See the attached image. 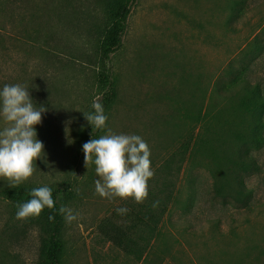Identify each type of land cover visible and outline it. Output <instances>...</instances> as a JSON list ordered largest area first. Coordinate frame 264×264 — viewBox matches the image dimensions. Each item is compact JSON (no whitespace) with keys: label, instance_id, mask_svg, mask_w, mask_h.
Wrapping results in <instances>:
<instances>
[{"label":"rangeland","instance_id":"rangeland-1","mask_svg":"<svg viewBox=\"0 0 264 264\" xmlns=\"http://www.w3.org/2000/svg\"><path fill=\"white\" fill-rule=\"evenodd\" d=\"M62 1L71 4L64 13L56 8L61 0L21 4L20 12L35 14L33 30L51 31L49 43L37 42L41 49L18 39L20 23L3 25L0 87L19 83L46 108L36 126L45 155L22 185L72 190L66 206L79 217L66 223L68 264H264V147L255 151L261 171L247 178L253 191L248 206L215 191V172L201 156L195 166L189 156L184 164L170 163L182 143L199 133L198 109L215 111L211 94L217 78L255 37L264 39V0H248L245 14L232 26L227 0H137L133 5L123 47L105 66L117 93L106 115L112 132L140 135L151 149L155 174L143 203L95 192L94 165L86 167L82 151L92 127L82 112L93 111L92 102L101 103L107 91L98 43L89 35L100 8L94 0ZM256 73L264 83V57ZM6 186L0 179V189ZM153 202H158L159 217L164 207L165 212L146 261L102 236L107 219L131 225L124 218ZM120 207L128 212L118 214ZM14 215L0 199V264H37L38 234L13 228ZM139 233L149 234L134 232ZM140 245L146 248L147 243L140 240Z\"/></svg>","mask_w":264,"mask_h":264},{"label":"trees","instance_id":"trees-1","mask_svg":"<svg viewBox=\"0 0 264 264\" xmlns=\"http://www.w3.org/2000/svg\"><path fill=\"white\" fill-rule=\"evenodd\" d=\"M136 1L94 0L93 2L95 8H100V15L90 27L89 35L98 43L97 56L102 64L100 78L107 90L101 101L105 112L117 94L112 72L105 66L112 55L123 47L128 19ZM22 3H30V0H0V45L3 25L20 23L22 29L18 39L28 44L33 42L34 46L41 49L37 42L44 40L45 43H49L51 31L33 30L31 25L35 14L30 10L20 12ZM227 5L229 8L227 23L232 26L234 21L245 14L248 0H227ZM70 6L69 1L61 0L56 8L64 13L70 9ZM263 57L264 39L257 36L242 51L239 58L229 63L215 81L211 94L216 98L215 111L202 107L198 109L194 117L200 124L199 133L183 142L179 151L170 160L171 164L174 160L184 164L189 156V160L195 166L201 164L197 160L201 156L203 162L206 161V166L215 172V191L227 200L244 206H248L253 197L247 178L261 171L255 151L264 147V83L258 79L256 70L260 58ZM253 77L256 81L252 80ZM219 104L223 106L217 108ZM223 114H226L225 118L222 117ZM92 133L93 128L88 132L87 140L92 138ZM101 133L102 131H95L94 138L99 137ZM81 137L85 136L81 135ZM33 187L6 186L0 189V199L10 204L15 214L17 204L30 199L28 192ZM51 188L53 198L56 200V208L60 205L66 206L67 201L73 197L69 187ZM170 198L168 196V199ZM157 208L158 206L149 205L144 210L128 214L124 220L131 219V225L124 226L107 219L100 227L101 234L127 254L136 257L138 261H146L145 252L148 245L154 242L157 225L165 212L164 207L159 217ZM49 216H53L54 219L49 220ZM12 221L13 228L16 226L26 233L32 230L37 232L40 243L37 264H68L66 222L58 212L45 209L40 216L26 220H17L14 215ZM137 230L142 232L147 230L149 234L146 236L140 233L134 234ZM140 240L147 243L146 248L141 247Z\"/></svg>","mask_w":264,"mask_h":264},{"label":"clouds","instance_id":"clouds-1","mask_svg":"<svg viewBox=\"0 0 264 264\" xmlns=\"http://www.w3.org/2000/svg\"><path fill=\"white\" fill-rule=\"evenodd\" d=\"M91 108L93 111L82 112L84 118L93 133H105L95 138L92 133V138L82 145L86 167L94 165L95 192L102 198L143 203L155 174L148 143L137 134L112 132L102 103L94 100ZM45 112L46 108L34 103L25 86L15 83L0 87V179L11 188L27 182L36 170L37 160L45 155L36 127L42 123ZM28 195L30 199L17 204V220L38 217L45 209L58 212L66 223L79 217V212L65 205L56 208L53 189L48 185L33 187ZM157 203L153 202V206ZM116 212L124 215L128 209L120 207ZM53 219L49 216V220Z\"/></svg>","mask_w":264,"mask_h":264}]
</instances>
